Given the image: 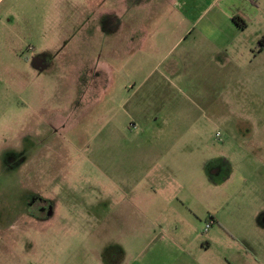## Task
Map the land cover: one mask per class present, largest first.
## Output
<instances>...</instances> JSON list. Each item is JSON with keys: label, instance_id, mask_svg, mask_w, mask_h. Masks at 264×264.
<instances>
[{"label": "rangeland", "instance_id": "obj_1", "mask_svg": "<svg viewBox=\"0 0 264 264\" xmlns=\"http://www.w3.org/2000/svg\"><path fill=\"white\" fill-rule=\"evenodd\" d=\"M96 6V0L0 1V264H126L124 235L118 251L109 249L118 242L113 197L173 194L152 191L150 167L169 176L167 189L178 197H199L218 212L215 229L224 228L235 246L228 255L236 252L240 264L264 258V212L257 211L264 210V169L248 167L252 129L238 136L233 117L264 118V49L243 53L227 89L212 85L207 118L167 138L132 119L142 99L134 87L160 68L168 77L167 65L185 59L187 43L178 45L184 28L148 17L151 38L142 49L130 43L120 15L100 17ZM262 13L263 26L255 27L264 30ZM217 132L224 139L232 134L225 143L242 152L231 153L228 184L227 173L214 175L209 165L220 162ZM259 174L261 184L253 186ZM110 251L118 252L115 262Z\"/></svg>", "mask_w": 264, "mask_h": 264}, {"label": "crops", "instance_id": "obj_2", "mask_svg": "<svg viewBox=\"0 0 264 264\" xmlns=\"http://www.w3.org/2000/svg\"><path fill=\"white\" fill-rule=\"evenodd\" d=\"M96 5L100 17L102 11L109 15V19L120 15L130 43L140 42L142 49L151 38L148 17L160 21L158 25L180 26V31L184 28L178 45L187 43L185 47L189 50L185 59L181 60L179 56L174 63L167 65L165 73L169 74L168 77L159 72L160 68L152 71L145 83L134 87L135 96L142 99L135 102L132 119L151 125L167 138H175L181 129L210 115L214 104L212 85L227 86L230 83L228 75L238 74V66L243 61L239 58L244 56L243 53H254L264 35L263 29L255 27L263 26L260 19L264 0H96ZM149 7L152 12L146 15L147 11H144ZM236 17L239 18L238 23L233 20ZM247 40L248 44L244 45ZM152 48H155V43ZM230 51H233V56ZM223 114L221 112L222 121H230V115ZM233 117L238 123V136H247L244 130L252 129L253 147L248 149V154L252 153L246 160L251 159L248 167L258 166L253 172L256 173L264 169V118L258 115ZM232 137V134L227 135V139ZM216 138L224 144L220 162L217 165L213 161L209 165H213L214 175L227 173L224 183L228 184L233 182L232 174L228 173L232 165L231 153L239 155L242 152L230 150L223 133L221 137L216 134ZM156 141L157 144L161 142ZM151 168L147 176L156 183L152 191L157 194L163 191L161 196L165 191L173 194L169 197H113L117 225L112 233L116 234L119 243L114 241L112 244L116 245H110L109 249L118 251L121 243L118 239L124 235V252L129 260L126 264H240L236 252L232 256L225 252L226 248L235 246L227 243L224 228L215 229L221 222L218 212L199 197H178L173 190L167 189L173 186L169 176ZM248 180L250 177L247 176L243 181ZM259 184L260 174L255 175L253 186ZM117 185L121 186L120 183ZM129 195H133L132 191ZM258 199L253 197V200ZM197 203L202 209L196 207ZM226 203L229 204V199ZM257 208V211L264 212L261 206ZM211 221V228L206 230ZM226 222L231 225L233 219ZM236 243L239 242L236 240ZM239 247L241 250L245 248L242 243ZM117 256L118 252L110 251L113 262L119 258ZM247 264H264V258L253 255Z\"/></svg>", "mask_w": 264, "mask_h": 264}, {"label": "trees", "instance_id": "obj_3", "mask_svg": "<svg viewBox=\"0 0 264 264\" xmlns=\"http://www.w3.org/2000/svg\"><path fill=\"white\" fill-rule=\"evenodd\" d=\"M233 20H234V22L238 23L239 18L236 17V18H234ZM257 49H259V50H263V49H264V36H263V38L259 41L258 46H257Z\"/></svg>", "mask_w": 264, "mask_h": 264}, {"label": "built area", "instance_id": "obj_4", "mask_svg": "<svg viewBox=\"0 0 264 264\" xmlns=\"http://www.w3.org/2000/svg\"><path fill=\"white\" fill-rule=\"evenodd\" d=\"M218 137H220V133H218ZM212 224H213V222H212V221H211V222H209V223L207 224V226H206V230L210 229V228H211V226H212Z\"/></svg>", "mask_w": 264, "mask_h": 264}, {"label": "flooded vegetation", "instance_id": "obj_5", "mask_svg": "<svg viewBox=\"0 0 264 264\" xmlns=\"http://www.w3.org/2000/svg\"><path fill=\"white\" fill-rule=\"evenodd\" d=\"M31 50H33V48H31ZM34 51H35V49H34ZM46 66H44V65H39V68L40 69H43V68H45ZM218 133H220V137H221V132H218ZM218 133H217V136H218ZM44 206H46V203H44Z\"/></svg>", "mask_w": 264, "mask_h": 264}]
</instances>
